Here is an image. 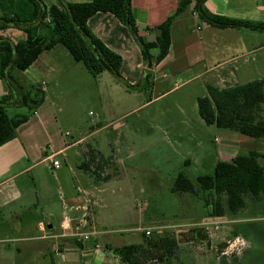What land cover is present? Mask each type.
I'll list each match as a JSON object with an SVG mask.
<instances>
[{"label": "crops", "instance_id": "crops-1", "mask_svg": "<svg viewBox=\"0 0 264 264\" xmlns=\"http://www.w3.org/2000/svg\"><path fill=\"white\" fill-rule=\"evenodd\" d=\"M44 1L47 5L57 3V0ZM177 5L178 0H132L133 13L140 35L148 41H155L157 35L155 26L172 14ZM205 6L211 13L218 16L264 23V0H207ZM88 25L109 48L122 56L123 64L119 76L132 84H142L147 74H151L153 89H160V85L165 86L166 83H175L177 80L184 79L186 84L196 83L193 98L198 100L199 97L207 95L208 85L227 88L264 78V31L245 27L214 26L196 14L192 6L178 15L172 24L168 55L157 63L155 57L159 49L156 47L151 49L152 67L146 66L141 48L129 28L113 14L98 12L89 19ZM1 36H9L17 40L24 39L25 33L11 28L0 32ZM58 45L60 44L41 53L25 71L38 65L43 54L55 51ZM46 57L43 65L39 66L41 68L46 66L52 72L51 58L53 57ZM40 87L46 92L43 86ZM24 90L28 89L24 87ZM171 90L161 91L162 93L158 96ZM7 92L5 82L0 80V96ZM44 102L37 108L39 111L33 114L35 116L32 117L27 112L30 117L27 122L17 128V136L0 146V264H128L112 250L120 245L115 243L114 238L109 235V230L105 229L106 224L117 219V213L106 212L110 204L118 205L119 201L126 199L127 207L122 212L130 215L134 213L129 206L130 200L125 197L126 194L128 197L131 193L135 195V190H131L132 186L129 185L131 180L129 173L126 172L127 167L123 172L113 173L103 179L95 177L90 170L83 167L88 154L84 153L82 143L88 141L96 130L91 131L90 126V131L85 129L79 139L72 144L64 142L58 146V143L54 142V135L48 129L49 110L44 108ZM20 109L22 108H8V113L15 115ZM121 125L120 121L114 122L115 128ZM232 132L235 131H225L226 142H220V138L215 136V148L203 141L198 142L197 147L201 151L183 159L184 168L180 171H184L193 179L201 174L211 173L218 160H230L240 150L248 152L259 146V142L242 140ZM47 144L48 149L45 148ZM79 144L81 146L78 152L67 154L70 149ZM92 148L97 149L96 152L103 154L107 160H112L111 153L106 155L97 146ZM258 148L256 150H259ZM59 156L65 161L71 157L77 158L75 166L84 174L71 165L74 177L78 184L85 173L90 179L94 178L93 189L89 190L77 185V191H68L65 172L57 171L62 165ZM53 160H59V168H52ZM115 161L118 165L123 163L118 153ZM193 169H197V175L189 174V171ZM50 170L54 173H50ZM126 187L128 192L124 190ZM139 192L148 193L146 186L142 183ZM56 193L57 200H55ZM86 202H89V224L86 230L97 234L95 242L93 237L88 241H81L79 237L73 235L81 215L75 210V206ZM142 205L139 210H142L146 203ZM216 219L209 216L207 220L217 224L215 227L218 230H215L212 238L216 236L220 239L219 229H224L227 225H221L224 222L223 219ZM250 219L237 218L231 221L240 225ZM208 221L206 223H209ZM41 223L45 224V231L39 228ZM201 223L202 221H198L197 224ZM137 229L142 231L140 226ZM147 229L152 228H146L142 233H145ZM197 233L198 231L195 230L193 237ZM234 233L238 236V243H240L239 245L236 243L235 252L240 256L247 246V241L241 237L240 233L237 234L236 229Z\"/></svg>", "mask_w": 264, "mask_h": 264}, {"label": "rangeland", "instance_id": "rangeland-1", "mask_svg": "<svg viewBox=\"0 0 264 264\" xmlns=\"http://www.w3.org/2000/svg\"><path fill=\"white\" fill-rule=\"evenodd\" d=\"M46 56L53 57L52 72L46 66H39L43 65ZM40 60L29 71L14 69L13 74L25 89H29L31 85L45 88L44 108L49 110L48 129L54 135V142L58 146L64 142L72 144L85 129L90 131L91 126V131L96 132L82 143L84 153L93 155L91 150H98L92 146H97L106 155L111 153L112 160H89L90 172L103 179L113 173L123 172L125 167L128 169L126 172L131 180L129 185L133 187L131 190H135L136 196L131 193L125 197L130 200L129 206L134 213L130 215L122 212L127 207L126 199L119 201L118 205L110 204L106 211L117 213L116 221L106 224L105 228L117 245L140 243L142 231L146 228H152L151 234L172 230L180 241L184 260L177 264H264V207L246 215V218L251 219L237 226L241 237L247 241L246 247L245 243L242 244L245 248L243 247L244 251L239 256L235 252L239 239L234 233L235 223L231 221L233 218H221L224 221L221 225L227 227L219 229L220 239L216 236L212 238V234L218 229L212 219L207 220L209 216L204 200L206 193L195 195L171 192L173 180L184 168L182 160L201 151L197 147L198 142L203 141L215 148V136L220 138V142L227 141L225 131L228 130L207 125L200 116L197 100L193 98L196 83L186 84L184 79H180L175 83L160 85V89H153L152 79L148 85L145 81L142 84H132L124 78L118 79L109 71L95 77L82 61L74 60L62 44L55 51L44 53ZM175 86L177 87L174 88ZM169 89L172 90L158 96ZM14 108H22L18 113L28 112L32 117L39 111L28 110L24 106ZM115 121H120L122 125L115 128ZM66 132H69L68 136ZM232 133L242 140L259 142L257 148L264 151V138L254 139L238 132ZM80 146L76 145L67 154H75ZM45 148L48 149L49 145ZM117 153L123 162L120 163L121 166L115 161ZM238 153H246V150ZM58 158L62 165L57 171L65 172L68 191H77V185L93 189L94 178L90 179L85 173L81 184H78L74 177L71 165L82 172L75 166L77 158L71 157L67 161L61 156ZM88 159L89 157L85 162ZM49 172L54 173L53 170ZM197 173V169L189 171L190 175ZM141 183L146 186L148 193L139 192ZM124 190L128 192L127 187ZM57 199L56 193L55 200ZM144 203L146 206L139 210ZM56 205L58 206L57 201ZM198 221L202 223L199 225ZM139 226L142 231L137 229ZM197 227L201 230L199 232L203 235L202 239L193 237ZM92 237L95 242L97 234ZM223 244L225 246L221 248ZM151 264L158 262L153 261Z\"/></svg>", "mask_w": 264, "mask_h": 264}, {"label": "trees", "instance_id": "trees-1", "mask_svg": "<svg viewBox=\"0 0 264 264\" xmlns=\"http://www.w3.org/2000/svg\"><path fill=\"white\" fill-rule=\"evenodd\" d=\"M206 1L178 0L176 10L155 26V41H148L139 33L132 0H57L52 5H47L44 0H0V32L15 28L25 33L24 39L0 37V80L8 87V92L0 96V146L15 138L17 128L30 117L29 114L21 113L10 115L8 108L24 106L34 111L45 101V91L39 85L24 90L13 74L14 69H28L44 51L62 44L74 60L85 64L93 76L109 71L120 79L122 56L109 48L88 25L89 19L98 12L113 14L129 28L141 48L147 67L153 66L152 48L159 49L155 57L157 63L168 55L172 24L178 15L191 6L196 14L214 26L264 31L262 22L211 13L205 6ZM150 80L151 74H147L144 80L147 85ZM197 103L198 112L207 125L232 130L254 139L264 138V78L227 88L208 85L207 95L199 97ZM91 152L93 155L88 154V161L83 163V167L90 171L89 160H107L100 152ZM171 191L195 195L205 192L208 216L246 218L251 212L258 211L259 207H264V151L255 149L237 153L230 160H218L211 173L201 174L195 179L180 171ZM237 226L235 224L234 228L238 234ZM195 230L198 231L195 238L202 239L200 228ZM142 236L141 243L124 244L112 250L128 264L184 262L180 241L174 231L152 232L149 235L142 233Z\"/></svg>", "mask_w": 264, "mask_h": 264}, {"label": "built area", "instance_id": "built-area-1", "mask_svg": "<svg viewBox=\"0 0 264 264\" xmlns=\"http://www.w3.org/2000/svg\"><path fill=\"white\" fill-rule=\"evenodd\" d=\"M66 134L69 135V132H67ZM51 166L52 168H59L60 167L59 160H53ZM75 210L80 212L81 215L78 219L77 225L75 226L73 230V235L79 237L81 241H88L92 237V235L95 234L91 230H86L89 224V221H88L89 202L75 206ZM39 228L42 231L46 230L44 223H41ZM145 233L149 235L151 234V230L147 229Z\"/></svg>", "mask_w": 264, "mask_h": 264}, {"label": "water", "instance_id": "water-1", "mask_svg": "<svg viewBox=\"0 0 264 264\" xmlns=\"http://www.w3.org/2000/svg\"><path fill=\"white\" fill-rule=\"evenodd\" d=\"M210 210H212V206L210 205Z\"/></svg>", "mask_w": 264, "mask_h": 264}]
</instances>
